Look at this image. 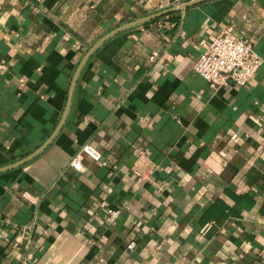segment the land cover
Here are the masks:
<instances>
[{"label":"crops","instance_id":"0c3cea01","mask_svg":"<svg viewBox=\"0 0 264 264\" xmlns=\"http://www.w3.org/2000/svg\"><path fill=\"white\" fill-rule=\"evenodd\" d=\"M163 1L0 0V168L171 10L0 170V264H264V0ZM223 30L263 63L212 89Z\"/></svg>","mask_w":264,"mask_h":264},{"label":"built area","instance_id":"2783aa9c","mask_svg":"<svg viewBox=\"0 0 264 264\" xmlns=\"http://www.w3.org/2000/svg\"><path fill=\"white\" fill-rule=\"evenodd\" d=\"M181 0H164L161 6L165 7L169 3H180ZM157 55L152 51L150 58ZM263 63V58L254 50L249 41L234 34L231 31L223 30L214 37L206 49L198 56L193 65V70L203 79H205L212 89H218L232 83L237 86H243L257 71ZM257 123L258 120L255 119ZM81 155H87L92 160L104 165L105 160L101 153L90 144L81 146L79 154L71 159L70 166L75 170H81ZM107 213L112 217H117L119 211L109 208ZM135 246L132 240L127 244L131 249Z\"/></svg>","mask_w":264,"mask_h":264},{"label":"water","instance_id":"95a60500","mask_svg":"<svg viewBox=\"0 0 264 264\" xmlns=\"http://www.w3.org/2000/svg\"><path fill=\"white\" fill-rule=\"evenodd\" d=\"M199 1H202V0H194L192 2H189V3H186L183 5L186 6L188 4H193V3H197ZM171 10H165V11H160L158 13H154L152 15H148V16H145V17H142L140 19H136L134 21H131V22H128V23H125L121 26H118L116 27L115 29L109 31L108 33H106L105 35H103L100 39H98L87 51L86 53L83 55L80 63L78 64L77 68H76V71L72 77V80H71V83H70V87H69V90H68V97H67V102H66V105H65V109H64V112H63V115L55 129V131L52 133V135H50V137L45 140L37 149H35L34 151H32L31 153H29L28 155H26L25 157L19 159L18 161L12 163L11 165H8V166H5V167H1L0 170L2 169H5V168H9V167H13V166H16V165H19V164H22L24 162H26L27 160L33 158L35 155H37L41 150H43L47 144L51 141L52 137L54 136V134L57 132V130L60 128V126L62 125L63 123V120L67 114V111H68V108H69V105H70V101H71V95H72V90H73V87H74V83H75V80H76V77H77V74L82 66V64L86 61V59L90 56V54L94 51V49L96 47H98L101 43H103L107 38H109L110 36H112L113 34L125 29V28H128V27H131V26H134V25H137L139 23H142V22H145L147 20H151V19H154L156 17H159L161 15H164V14H167L169 13Z\"/></svg>","mask_w":264,"mask_h":264}]
</instances>
